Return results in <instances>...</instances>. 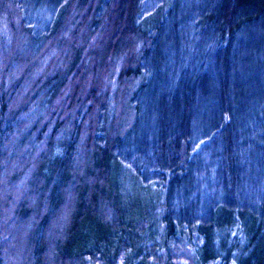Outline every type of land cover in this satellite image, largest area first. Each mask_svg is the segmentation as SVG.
Here are the masks:
<instances>
[{
    "label": "trees",
    "instance_id": "trees-1",
    "mask_svg": "<svg viewBox=\"0 0 264 264\" xmlns=\"http://www.w3.org/2000/svg\"><path fill=\"white\" fill-rule=\"evenodd\" d=\"M21 222L26 264H264V0H0V264Z\"/></svg>",
    "mask_w": 264,
    "mask_h": 264
},
{
    "label": "rangeland",
    "instance_id": "rangeland-1",
    "mask_svg": "<svg viewBox=\"0 0 264 264\" xmlns=\"http://www.w3.org/2000/svg\"><path fill=\"white\" fill-rule=\"evenodd\" d=\"M28 222V220L26 221ZM21 226H10L8 232L9 243L3 252V264H26V237L28 235V224L21 222ZM48 236V234H47Z\"/></svg>",
    "mask_w": 264,
    "mask_h": 264
}]
</instances>
